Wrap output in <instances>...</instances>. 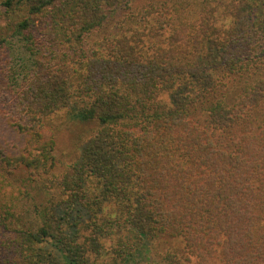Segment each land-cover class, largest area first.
<instances>
[{
  "label": "trees",
  "instance_id": "obj_1",
  "mask_svg": "<svg viewBox=\"0 0 264 264\" xmlns=\"http://www.w3.org/2000/svg\"><path fill=\"white\" fill-rule=\"evenodd\" d=\"M0 20V264H264V0H3ZM64 110L92 129L57 171Z\"/></svg>",
  "mask_w": 264,
  "mask_h": 264
},
{
  "label": "rangeland",
  "instance_id": "obj_2",
  "mask_svg": "<svg viewBox=\"0 0 264 264\" xmlns=\"http://www.w3.org/2000/svg\"><path fill=\"white\" fill-rule=\"evenodd\" d=\"M3 0H0L2 2ZM5 21L0 20V25H4ZM10 51V63H9V74L12 75L14 88H18L21 83V76L23 74H28L32 69L30 55L27 51V46L21 40L20 37H13L8 46ZM11 72V73H10ZM16 75V76H15ZM6 113H9V106L5 107ZM5 112V111H4ZM0 120H5L4 115L0 114ZM0 143L8 141L11 139V131L8 127L0 121ZM50 125L57 132V171H63L64 169H68L73 163L77 161L80 155L82 144L89 138L87 132L92 129L91 127L85 126L78 122L72 121L68 111H60L55 114L50 121ZM175 242L168 241L164 242L160 247H158L157 252L159 254L164 255L166 252L170 250V248H175ZM183 245L178 244L176 249L181 250ZM138 255L134 258H131V264H138L143 261L142 264H152L153 261L158 260L159 256L155 249L152 247V251H138ZM140 264V263H139Z\"/></svg>",
  "mask_w": 264,
  "mask_h": 264
}]
</instances>
